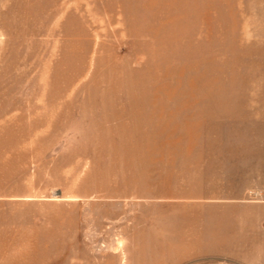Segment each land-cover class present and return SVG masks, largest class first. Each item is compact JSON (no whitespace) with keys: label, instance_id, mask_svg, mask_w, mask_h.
Listing matches in <instances>:
<instances>
[{"label":"rangeland","instance_id":"1","mask_svg":"<svg viewBox=\"0 0 264 264\" xmlns=\"http://www.w3.org/2000/svg\"><path fill=\"white\" fill-rule=\"evenodd\" d=\"M236 132L264 0H0V264H264V221L189 198Z\"/></svg>","mask_w":264,"mask_h":264},{"label":"crops","instance_id":"2","mask_svg":"<svg viewBox=\"0 0 264 264\" xmlns=\"http://www.w3.org/2000/svg\"><path fill=\"white\" fill-rule=\"evenodd\" d=\"M221 135L227 137L224 133ZM230 138L235 139L231 144L232 153L220 154L218 175H205L203 190L193 196L189 191V198L209 203L206 208L219 211L222 229L227 228L228 223L236 227L245 224L258 226L264 221V201L248 198L246 194L253 189H261L264 193V146L253 139L240 142L245 134L238 135L237 132ZM206 168L212 169L211 166ZM193 229L189 227V234H197ZM237 240L243 239L238 236Z\"/></svg>","mask_w":264,"mask_h":264}]
</instances>
